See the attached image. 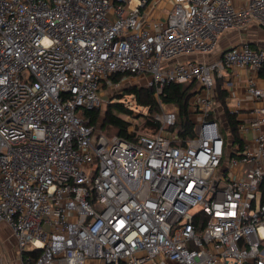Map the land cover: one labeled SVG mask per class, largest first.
I'll return each instance as SVG.
<instances>
[{
  "label": "built area",
  "instance_id": "1",
  "mask_svg": "<svg viewBox=\"0 0 264 264\" xmlns=\"http://www.w3.org/2000/svg\"><path fill=\"white\" fill-rule=\"evenodd\" d=\"M252 25L264 0H0V225L18 264H264V92L249 78L229 105L264 49L219 48ZM117 74L145 80L156 131L90 124ZM170 83L195 84L185 139Z\"/></svg>",
  "mask_w": 264,
  "mask_h": 264
},
{
  "label": "trees",
  "instance_id": "2",
  "mask_svg": "<svg viewBox=\"0 0 264 264\" xmlns=\"http://www.w3.org/2000/svg\"><path fill=\"white\" fill-rule=\"evenodd\" d=\"M261 76H264V70L260 72ZM127 78V75H114L112 76V82L115 84L122 79ZM195 87L194 83L189 84H175L170 83L165 85L163 92L160 96V100L163 104L171 105L175 109V120L176 128L179 137L185 139L191 135L192 125L188 118V100L193 93ZM216 87H221L219 81L216 82ZM124 91L120 93V97L115 98V102H110L103 114V120L99 123V109H93L86 111L85 114L89 116L90 124L99 127L100 130H112L115 135L120 138L132 140L133 134L128 133L129 124L124 119L120 118L118 115L126 114L132 115V110L123 104L120 99L125 95L131 97L134 104L145 110V113H140L143 116L144 128H149L148 132L156 131L158 125L153 121L155 114L159 112V106L153 96V92L144 86H128L123 89ZM219 101L224 107L225 116L230 124L231 132L234 136V140L238 142L237 137V121L233 116H230L225 107V96L226 92L217 88ZM261 194V200L264 201V179L259 187Z\"/></svg>",
  "mask_w": 264,
  "mask_h": 264
},
{
  "label": "rangeland",
  "instance_id": "3",
  "mask_svg": "<svg viewBox=\"0 0 264 264\" xmlns=\"http://www.w3.org/2000/svg\"><path fill=\"white\" fill-rule=\"evenodd\" d=\"M166 13V12H165ZM159 15V11H157L155 13V17H157ZM256 32V29H254ZM195 56L192 55L190 57H187V59H194ZM145 80L141 79L139 77H129L126 78L122 84H120L118 87H112L111 89H107V90H103L101 95H102V100L103 103L102 105L98 108L99 109V123L102 122L103 120V114L105 109L107 108V105L110 102H115V98L120 97V93L123 92L125 87L128 86H145ZM121 102H123V104H125L126 106H128L131 110H132V115H129L130 118H136L137 119V126H136V130L138 132H148L149 128H144L143 127V123H144V118L143 116H140V113H145V110L137 107L134 104V101L131 97L128 96H123L120 99ZM120 118H124L125 115H118ZM105 135L107 136H112L115 135V133L112 130H101ZM15 246H14V239L11 235L10 229L7 228L4 225H0V254H2V256L4 257V260L6 262V264H18L17 262V256L15 253ZM18 255V253H17Z\"/></svg>",
  "mask_w": 264,
  "mask_h": 264
},
{
  "label": "crops",
  "instance_id": "4",
  "mask_svg": "<svg viewBox=\"0 0 264 264\" xmlns=\"http://www.w3.org/2000/svg\"><path fill=\"white\" fill-rule=\"evenodd\" d=\"M256 29V32L255 30ZM248 42L253 48L264 49V28L255 25L249 26L247 30H230L222 36L219 48L220 51L225 50L231 45L239 42ZM253 78L257 87L264 92V76L259 73H254L250 70H243L235 73L234 83L231 87H234L232 94L233 98L230 101V107L235 105L237 99H242L245 96V87L247 80ZM241 118H248L246 109L242 108L239 114Z\"/></svg>",
  "mask_w": 264,
  "mask_h": 264
}]
</instances>
